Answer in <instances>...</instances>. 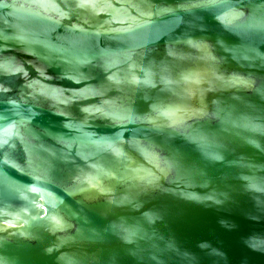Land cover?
I'll return each instance as SVG.
<instances>
[{
    "label": "water",
    "instance_id": "95a60500",
    "mask_svg": "<svg viewBox=\"0 0 264 264\" xmlns=\"http://www.w3.org/2000/svg\"><path fill=\"white\" fill-rule=\"evenodd\" d=\"M0 264H264V0H0Z\"/></svg>",
    "mask_w": 264,
    "mask_h": 264
}]
</instances>
